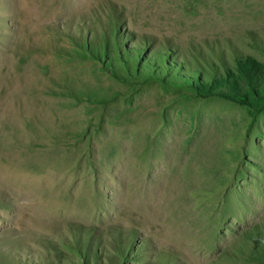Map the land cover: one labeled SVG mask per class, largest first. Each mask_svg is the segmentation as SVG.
<instances>
[{
  "label": "rangeland",
  "instance_id": "374dc122",
  "mask_svg": "<svg viewBox=\"0 0 264 264\" xmlns=\"http://www.w3.org/2000/svg\"><path fill=\"white\" fill-rule=\"evenodd\" d=\"M0 91V264H264V0H0Z\"/></svg>",
  "mask_w": 264,
  "mask_h": 264
},
{
  "label": "bare ground",
  "instance_id": "6f19581e",
  "mask_svg": "<svg viewBox=\"0 0 264 264\" xmlns=\"http://www.w3.org/2000/svg\"><path fill=\"white\" fill-rule=\"evenodd\" d=\"M78 2H79V1H78ZM76 3H77V2H76ZM74 6H75V5H74ZM199 13H200V12H199ZM201 15H202V14H201ZM168 19H169V18H168ZM169 20H170L169 24H174V25H175V23H177V21H178L179 19L173 17V18H170ZM167 21H168V20H167ZM206 24H207V23H206ZM200 28H201V27H200ZM202 28H203V27H202ZM222 29H223V28H222ZM15 76H16V75H15ZM25 76H26V75H25ZM26 78H27V77H26ZM17 79H18V78H17ZM29 79H30V78H29ZM31 80H32V79H31ZM5 83H6V82H5ZM16 86H17V84H16ZM16 86H15V87H16ZM18 86H19V85H18ZM0 92H1V91H0ZM3 98H5L4 95H3ZM28 98H29V97H28ZM23 99H25V98H23ZM0 100H1V99H0ZM2 100H3V99H2ZM22 101L24 102L25 100H22ZM27 101H28V100H27ZM27 101H26V102H27ZM33 101H34V100H33ZM30 102H31V101H30ZM12 103H13V102H12ZM10 104H11V103H10ZM24 104H25V102H24ZM26 104H27V103H26ZM18 106H19V104H18ZM26 107H27V105H26ZM29 107H30V106H29ZM27 109H28V107H27ZM13 110H16V109H13ZM18 110H20V107L18 108ZM9 111H10V110H9ZM11 111H12V109H11ZM19 112H20V111H19ZM13 113H14V112H13ZM13 113H12V114H13ZM20 113H21V112H20ZM16 116H17V115H16ZM18 116H19V115H18Z\"/></svg>",
  "mask_w": 264,
  "mask_h": 264
}]
</instances>
